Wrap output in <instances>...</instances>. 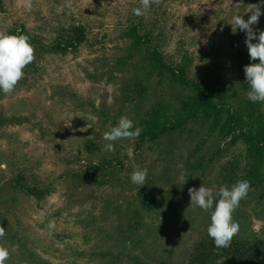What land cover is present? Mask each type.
<instances>
[{
    "label": "rangeland",
    "instance_id": "obj_1",
    "mask_svg": "<svg viewBox=\"0 0 264 264\" xmlns=\"http://www.w3.org/2000/svg\"><path fill=\"white\" fill-rule=\"evenodd\" d=\"M160 4L144 19L160 17L164 52L174 56L180 42L198 68L212 46L222 58L231 43L247 48L246 33L233 31L230 22L235 15L247 21L248 5L261 0ZM138 7L140 0H33L26 9L18 0H2L0 30L24 28L37 41L35 59L15 91L0 92V119H6L0 126V226L6 230L0 244L10 251L6 264H189L192 248L208 236L210 212L190 207L188 189L203 184L218 191L222 166L240 146L198 171L186 165L202 155L191 153L195 126L154 145L124 139L111 142L115 151L104 147L110 124L126 115L138 127L158 95L153 78L127 63L128 41L120 39ZM261 12L254 30H264V5ZM71 25L86 26V41L64 55L48 53L44 48ZM139 78L147 92L141 103L132 100ZM105 161L111 167L93 169ZM137 167L148 169L142 187L131 182ZM18 175L49 188L48 195L37 199L22 192L13 185ZM233 218L240 224L239 240H263L264 196L241 200ZM50 220L56 222L52 235Z\"/></svg>",
    "mask_w": 264,
    "mask_h": 264
},
{
    "label": "trees",
    "instance_id": "obj_2",
    "mask_svg": "<svg viewBox=\"0 0 264 264\" xmlns=\"http://www.w3.org/2000/svg\"><path fill=\"white\" fill-rule=\"evenodd\" d=\"M160 7L161 4H153L149 13L155 14ZM159 19L153 15L145 20L143 16H135L132 11L129 23L120 33V39L128 41L125 60L153 78L158 91L155 102L139 122L138 127L143 131L136 138L138 145H154L163 136L177 133L187 125L195 126L198 139L194 144V153H191L196 156L201 152L202 155L199 154L197 158L191 156L194 160L186 162L187 168L201 170L205 165L217 161L221 154H227L228 150L240 146L241 149L232 152L224 162L221 183L230 187L239 180H248L251 190L246 199L263 197L264 103H253L248 99L249 86L244 73V66L259 63V60L251 61L247 48L231 43L226 52L227 57H220L221 51L212 46L209 51L212 55L205 57L198 68L194 67L195 60L190 50L180 46V42L174 56L164 52L165 34L159 28ZM9 33L28 35L24 28H12ZM87 34L86 26L71 25L69 30L58 32L53 45L44 49L48 53L64 55L83 44ZM30 42L32 45L37 43L32 37ZM133 91L135 97L132 100L141 103L147 93L142 79L134 83ZM5 122L6 119L1 118L0 126ZM224 140L227 143L221 145ZM206 145L208 150L205 155L209 153L207 157L203 151ZM109 167L111 162L105 161L93 166V169L104 170ZM13 185L37 199L45 197L50 191L49 188L29 185L23 175L16 176ZM263 258L264 239L248 242L235 236L230 247L217 249L208 235L192 248L189 264H213L220 260L234 264H258ZM134 262L147 264L139 259ZM159 264L168 263L163 261Z\"/></svg>",
    "mask_w": 264,
    "mask_h": 264
},
{
    "label": "clouds",
    "instance_id": "obj_3",
    "mask_svg": "<svg viewBox=\"0 0 264 264\" xmlns=\"http://www.w3.org/2000/svg\"><path fill=\"white\" fill-rule=\"evenodd\" d=\"M18 3L26 9H31L33 6V0H18ZM160 3L161 0H140L141 7L134 8L133 14L146 15L153 4L158 6ZM261 5H264V0H261V4L248 5L246 13H251V15L247 21L243 15H235L230 22L233 31L239 29L246 33L245 43L250 60H259V63H249L244 66L245 78L249 86L247 97L253 103H264V30H254L252 27L258 24L259 17L262 15ZM253 40L257 42L253 43ZM34 59L35 48L28 35L9 34L6 30H0V92L5 95L12 94L18 83L24 78V69ZM142 131L143 129L134 126V122L128 116H121L116 125L110 124L108 131L103 134V139L110 142L105 144V150L115 151L114 143L111 142L124 139L134 140L140 136ZM147 176V168L137 167L131 174V182L142 187ZM250 190L251 182L248 180H239L230 187L222 185L216 192L203 184L198 189L194 187L188 189L190 207L196 206L210 212L211 222L207 233L213 239L217 249L230 247L233 238L239 234L240 224L234 220L233 213L239 207L241 200L247 198ZM55 227V220H50L48 223L49 235H52V230ZM5 234V228L0 226V239ZM9 258V249L0 244V264H6Z\"/></svg>",
    "mask_w": 264,
    "mask_h": 264
}]
</instances>
